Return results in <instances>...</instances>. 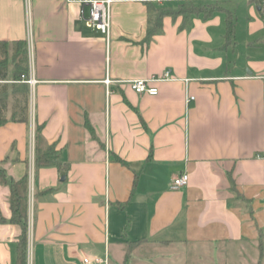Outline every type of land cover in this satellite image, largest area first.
<instances>
[{
  "label": "crops",
  "instance_id": "crops-1",
  "mask_svg": "<svg viewBox=\"0 0 264 264\" xmlns=\"http://www.w3.org/2000/svg\"><path fill=\"white\" fill-rule=\"evenodd\" d=\"M184 1L230 12L232 41L218 10L185 26L164 16L146 42V3ZM219 1L115 0L106 36L77 2L0 0V166L28 176L27 264H126L171 245L198 263L264 264V0ZM134 79L159 80L157 94L135 93ZM36 124L64 170L35 169ZM8 197L0 183V264H14L19 232Z\"/></svg>",
  "mask_w": 264,
  "mask_h": 264
},
{
  "label": "trees",
  "instance_id": "trees-1",
  "mask_svg": "<svg viewBox=\"0 0 264 264\" xmlns=\"http://www.w3.org/2000/svg\"><path fill=\"white\" fill-rule=\"evenodd\" d=\"M147 5V26H146V42H149L154 34L159 32L162 27V18L164 16H170L173 19L176 16H182L184 26L188 23L189 19L193 16H203L204 18L211 16L214 12L222 10L226 12V30L225 40L226 45L232 41L234 34V20L230 12L219 7L216 2L214 3H195L191 1H184L178 3L174 8L171 6H158L152 3H146ZM4 42H0V53L6 54L7 49ZM25 42L18 41L16 45L17 57L15 62L14 79H21L27 75L26 68V55H25ZM4 61L0 60L1 67ZM0 77H5V72L1 71ZM3 69V68H2ZM5 120L0 117V125ZM88 126V124H86ZM91 130V128L88 126ZM42 126L36 124L34 127V167L35 169L40 167H57L62 165L58 160V153L54 146L44 144L42 135ZM62 168V167H61ZM64 170V168H62ZM0 183L6 185L9 189V209L10 218L7 222L18 227L19 232L15 239V258L14 264H27V246H28V228H29V214H28V176L25 175L18 180H8L4 169L0 166ZM53 189L49 188L39 192V195L48 194ZM1 222L6 220L1 219ZM134 243H131L127 248L126 256L130 248Z\"/></svg>",
  "mask_w": 264,
  "mask_h": 264
},
{
  "label": "built area",
  "instance_id": "built-area-1",
  "mask_svg": "<svg viewBox=\"0 0 264 264\" xmlns=\"http://www.w3.org/2000/svg\"><path fill=\"white\" fill-rule=\"evenodd\" d=\"M67 1H74L80 4L81 7L87 6L88 8V15H83V9H81V17L84 20L86 26L94 28L105 34L106 36L109 33L110 28V16H109V7L112 2L115 0H67ZM168 80L170 79L169 73L165 72L163 77L159 80ZM263 81V95H264V76L260 77ZM159 80L154 79H134L128 81L131 89L137 94H149V95H156L157 88L152 86L151 83ZM25 82L29 85L30 89L33 88L35 84V80L32 76L27 77ZM104 82L109 84L111 81L105 79ZM192 99V97H190ZM33 136V134H32ZM31 136V137H32ZM188 181V175L186 173H182L176 177H174L171 181L170 188L172 190H180L184 186H186ZM263 200H264V193H263ZM84 263L88 262V259L83 260ZM97 262L98 260L95 259Z\"/></svg>",
  "mask_w": 264,
  "mask_h": 264
},
{
  "label": "rangeland",
  "instance_id": "rangeland-1",
  "mask_svg": "<svg viewBox=\"0 0 264 264\" xmlns=\"http://www.w3.org/2000/svg\"><path fill=\"white\" fill-rule=\"evenodd\" d=\"M232 1L233 0H222L219 1L218 4L220 6H224ZM139 251L140 254H145V256L141 259L132 258V260H129L126 264H206L201 261H199L200 263L197 262L200 258V254L197 255L196 249L193 248L178 249V247L172 245L163 247L143 246L142 249H139ZM138 260H140V262H138Z\"/></svg>",
  "mask_w": 264,
  "mask_h": 264
},
{
  "label": "water",
  "instance_id": "water-1",
  "mask_svg": "<svg viewBox=\"0 0 264 264\" xmlns=\"http://www.w3.org/2000/svg\"><path fill=\"white\" fill-rule=\"evenodd\" d=\"M64 179V177H62Z\"/></svg>",
  "mask_w": 264,
  "mask_h": 264
}]
</instances>
